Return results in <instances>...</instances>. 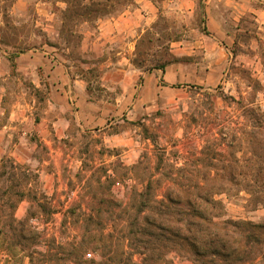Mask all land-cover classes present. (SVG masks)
Returning <instances> with one entry per match:
<instances>
[{
    "label": "rangeland",
    "instance_id": "rangeland-1",
    "mask_svg": "<svg viewBox=\"0 0 264 264\" xmlns=\"http://www.w3.org/2000/svg\"><path fill=\"white\" fill-rule=\"evenodd\" d=\"M63 1H69V6H64L59 10L61 14L54 16H37L31 12L12 15L9 12L11 0H1L0 4V230L5 239L0 243L5 247L18 242L27 247L25 251L19 247L2 251L0 246V264H74L71 259L76 251L85 263L107 264L110 251L118 255V264H126L121 254L127 253L129 248L115 241L126 224L116 221L121 216L116 203L117 207L119 202L125 207L145 198L160 200L165 187L150 191L148 197H133L131 189L136 187L137 193H144V186L133 178L123 181L120 177H124L125 169L139 163L138 174L145 180L152 176L155 179L157 168L163 167L158 173H164L168 165L182 167L199 155L207 140L217 138L218 131L222 129L227 133L238 128L237 106L223 98L238 101L239 95L246 97L252 93L246 80L248 75L259 83L255 103L264 112V40L257 25L250 17L241 20L231 17L228 38L213 39V31L206 26L203 4L197 0L195 15L162 8L159 19L139 42L135 65L152 70L186 63L191 66L187 76H193L192 67L201 62H213V46L221 44L228 52L219 78L203 82L187 79L179 96H171L166 106L161 102L157 110L136 122L125 121L99 133L72 130L65 144L44 143L35 132L34 121L43 115L47 91L20 76L16 58L33 48L53 46L59 53L69 55L77 72L83 71L81 64L85 59L79 52L81 32L92 30L104 14L126 2ZM83 12H90L92 17L84 21L76 16ZM211 27L213 29V24ZM205 48L211 56L205 55ZM97 73H90L92 80L97 78ZM100 168L112 175L111 185L108 188L104 178L101 183L93 181L91 187L96 196L85 194L82 189L86 180L93 173L101 175L97 173ZM104 188L110 194L102 192ZM21 194L27 197L21 200ZM216 200L221 204L206 208L207 213L219 216L214 223L231 220L264 224V197L255 199L241 194ZM38 206L46 207V212H41ZM72 206L81 207L80 211L65 219V211ZM91 207L101 211L93 212ZM27 214L32 215L29 224L37 232H44L43 237L36 239L25 234L26 238L20 240L16 222ZM86 230L90 232L87 234ZM109 235L115 243L111 249ZM92 236L96 241L90 240ZM100 236L103 241L96 243ZM158 253L160 258L153 264H195L193 251L172 252L166 256L162 251ZM252 253L245 264H264V243ZM86 254L91 257L87 258ZM142 259L143 256L135 254L132 263L143 264ZM207 259L201 257L200 261Z\"/></svg>",
    "mask_w": 264,
    "mask_h": 264
},
{
    "label": "crops",
    "instance_id": "crops-1",
    "mask_svg": "<svg viewBox=\"0 0 264 264\" xmlns=\"http://www.w3.org/2000/svg\"><path fill=\"white\" fill-rule=\"evenodd\" d=\"M11 1L10 14L20 16L30 12L54 16L61 14L59 10L64 6L67 8L63 0ZM124 1L104 14L92 30L81 32L83 71L77 72L69 55L59 53L53 46L33 48L16 58L20 76L47 91L43 115L34 121L35 132L44 143L65 144L72 130L99 133L125 121L136 122L157 110L161 102L166 106L171 96H179L187 79L203 82L222 74L228 49L221 44L213 46V62L192 67L193 76H187L191 66L186 63L152 70L136 66L139 42L159 19L162 8L195 15L197 0ZM198 1L203 4L206 26L213 31V39L228 38L231 17H250L264 40V0ZM1 10L0 5V15ZM205 55L212 54L206 49ZM93 71L98 72L95 80L90 77Z\"/></svg>",
    "mask_w": 264,
    "mask_h": 264
},
{
    "label": "trees",
    "instance_id": "trees-1",
    "mask_svg": "<svg viewBox=\"0 0 264 264\" xmlns=\"http://www.w3.org/2000/svg\"><path fill=\"white\" fill-rule=\"evenodd\" d=\"M66 4L69 6V1H66ZM76 16L82 17L84 21L92 17L90 12ZM246 80L252 93H248L246 97L239 95L238 101L232 97L223 98V101L229 100L237 106L235 113L238 128L227 133L222 129L218 131L217 138L213 135V141L207 140L206 146L199 155L182 167L168 165L164 173H158L163 167L157 168L154 176L158 174V177L155 179L153 176L147 180L141 177L136 170L139 163L133 168L125 169L126 178L120 177L123 181L133 178L139 185L144 186V193H137L136 187H133L132 196L148 197L150 191L155 192L165 187L160 200L154 198L150 201L149 198H145L144 201L138 203L133 201L125 207L121 202L117 207L116 203L115 208L120 209L121 214L116 221H119V224H126L118 232L119 237L117 236L115 241L122 247L129 248L127 253L121 254L126 264H133L132 257L135 254L143 256V264H153L160 258L158 253L160 251L165 256L172 252L193 251L196 257L195 264H245L252 258V251L263 245L264 224L238 223L231 220L214 223L219 216L211 215L206 211L209 206L220 205L221 202L216 199L222 196L230 198L245 194L255 199L264 197V112L255 103V91L259 83L250 75ZM220 148L222 151H219ZM162 158L161 163H163ZM1 163H4L3 159ZM98 172H101V175L96 176V173H93L86 180L82 189L85 194L96 196V192L91 187L93 181L101 183V179L104 178L108 188L111 185L112 175H107L103 168ZM102 192L110 194L106 188ZM24 197L27 196L20 195L21 200ZM38 207L41 212H46V207ZM80 208L72 206L70 210L65 211L64 218L80 211ZM91 208L96 213L101 211L98 208ZM14 209L15 205L12 207V210ZM30 216L32 215L27 214L23 220L16 222L19 229L17 231L14 228V231L16 230L22 237L20 240L26 238L25 234L36 239L44 236V232H37L29 224ZM89 232L86 230L87 234ZM2 236L4 234L0 230V240L4 241ZM103 239V236L98 237L96 243ZM112 239L113 236L109 235V249L115 246ZM90 240L96 241V237L92 236ZM126 241L128 245L125 246ZM0 246L2 251H10L18 247L22 249L21 251H25L27 248L18 242L9 243L5 247L0 243ZM76 253L71 259L74 264H103L94 261L85 263L78 256V251ZM107 255V264L119 263L116 253L109 251ZM201 257L208 259L204 263L200 261Z\"/></svg>",
    "mask_w": 264,
    "mask_h": 264
},
{
    "label": "built area",
    "instance_id": "built-area-1",
    "mask_svg": "<svg viewBox=\"0 0 264 264\" xmlns=\"http://www.w3.org/2000/svg\"><path fill=\"white\" fill-rule=\"evenodd\" d=\"M86 257H87V258H90V257H91V254H86Z\"/></svg>",
    "mask_w": 264,
    "mask_h": 264
}]
</instances>
